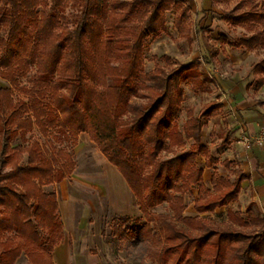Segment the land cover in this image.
Here are the masks:
<instances>
[{"label": "trees", "instance_id": "trees-1", "mask_svg": "<svg viewBox=\"0 0 264 264\" xmlns=\"http://www.w3.org/2000/svg\"><path fill=\"white\" fill-rule=\"evenodd\" d=\"M235 1L222 20L246 34L229 47L264 49V0L213 4ZM168 13L180 37L192 43L186 0H0V31L7 32L0 35V78L10 84L0 89V264H16L22 255L31 264H53L63 225L57 196L44 187L75 169L67 151L49 156L61 131L72 145L88 135L134 193L145 223L127 229L131 221L118 219L114 236L122 247L146 248L153 264H264V218L253 206L247 219L238 212L222 223L183 216L184 196L194 187L200 189L196 212L214 213L238 199L247 177L224 161L234 181L215 174L212 190L201 185L198 158L205 157L208 168L218 164L202 143V120L217 117L221 104H207L199 118L188 110L183 128L177 124L182 85L207 93L214 83L201 71L203 62L175 66L164 57L166 67L146 72V44L168 33ZM32 71L30 87H21ZM254 73L259 90L264 58ZM16 91L23 99L17 101ZM35 128L51 137L47 149L27 139ZM18 137L24 145L15 146ZM189 141L190 149L179 154ZM163 205L172 215L152 212Z\"/></svg>", "mask_w": 264, "mask_h": 264}, {"label": "rangeland", "instance_id": "rangeland-1", "mask_svg": "<svg viewBox=\"0 0 264 264\" xmlns=\"http://www.w3.org/2000/svg\"><path fill=\"white\" fill-rule=\"evenodd\" d=\"M186 2L191 7L189 25L193 42L189 43L185 38L180 37L173 24V14L168 13V33L159 39H149L145 47L146 72H152L157 64L166 67L164 57L170 58L175 66L178 64L187 65L198 58L203 62L201 71L214 81L209 86L210 90L207 93H195L188 83L182 85L185 96L177 118L180 129L183 128L188 119V110H193L194 115L199 118L207 103L217 99L220 101L217 90L214 88L218 79L229 81L241 79L242 83L246 82L250 87H255L257 76L254 74V66L264 58V49L249 53L229 47L246 34L243 29L233 28L222 20L227 11L236 7V1L230 5L224 3L212 5L211 0H186ZM261 2L262 0H258L259 4ZM74 13L75 10L69 9L67 16ZM0 35L7 37V32L0 31ZM221 37L227 38L228 42H222ZM214 51L219 52V58L218 56L215 59L211 57ZM33 75L34 71L30 72L26 78L21 79V87L29 88ZM116 77L124 78L125 76L111 75L110 79ZM8 87H10V84L0 78V89ZM249 97L254 99V102H259L258 105L263 111L261 115L264 117V100L258 98L259 95L255 90L249 91ZM16 99L17 101L23 99V95L19 91H16ZM232 99L231 97V99L225 100L231 104L226 108V115L228 114V116L224 124L227 127L231 124L234 127L233 122L231 123V120H229L231 111L234 115V110H237L232 105L236 101ZM245 99L247 98L245 97ZM253 112L254 110H250L248 114L242 113L241 116L242 118H253V115H251ZM202 121L206 124L205 119ZM233 127L232 129H234ZM263 135L264 125L259 128V132L250 134L249 140L252 144H257V140ZM59 137L61 142L55 143V150L51 148L49 156L54 158L55 151L65 150L72 155L75 169L71 177L61 183L44 187L46 193L56 194L59 205L58 217L63 225L62 239L51 253L53 264H56L54 257L58 252L60 261H57V264H153L147 258L148 251L146 248L139 246L126 249L122 247L120 238L114 236L115 226L120 218L113 219L110 210L109 198L113 189L111 179L106 171V167H109V165L108 160L98 146L86 134L79 136L76 145L70 144V136L66 131H61ZM27 139L39 141L45 149L49 146L47 144L49 139L52 141L51 137L45 139L38 128H35L33 133L27 136ZM225 143L218 145L223 146ZM24 144L22 139L18 137L15 146ZM192 144L193 141H189L186 148L180 151L179 154L187 152ZM172 157L174 156L171 154L166 156L165 159ZM204 159L203 156L198 158L200 168L203 167L202 162ZM216 169L218 170V168ZM65 182L67 183V189L63 193L62 184ZM63 194L67 195L66 201H62ZM152 212L172 215L167 205L158 207ZM207 218L220 223L214 221L211 217ZM130 221L132 223L126 226L127 229H133L137 221H142L141 224L145 223L143 217ZM16 264L31 263L25 255H22Z\"/></svg>", "mask_w": 264, "mask_h": 264}, {"label": "crops", "instance_id": "crops-1", "mask_svg": "<svg viewBox=\"0 0 264 264\" xmlns=\"http://www.w3.org/2000/svg\"><path fill=\"white\" fill-rule=\"evenodd\" d=\"M211 3L213 5V0H211ZM215 84L214 88L217 90L220 101L217 99L209 103L217 102L223 108L217 117L205 119L206 124H204L202 131V143L218 164L212 168H208L206 167L207 159H204L202 162L203 167H201L203 169L201 185L208 190H212L211 183L215 174L223 178L229 177L234 181L235 176L230 174L229 169L222 166L224 161L231 163V169L242 171L247 178L242 183V190L238 199L227 207L217 209L214 213L198 214L196 212L195 202L200 198V189L198 187L192 189L190 193L184 196L186 210L183 216L186 218L198 216L202 218L211 217L214 221L222 223L229 220L230 214L234 215L238 212L241 214V218L247 219V210L253 206L261 218H264V146L252 144L249 140L250 134L259 132V128L264 125V117L261 115L263 111L258 105L259 102H254V99L249 97V91L255 90L259 95L258 98L264 100V86L258 90L257 84L255 87H250L246 82L242 83L241 79H235L234 81L218 79ZM231 97L233 98L232 100L235 99L236 102H233L232 105L238 111L234 110V115H232L233 111H231L229 120H231V123L233 122L234 127L232 124L227 127L224 124L228 116V114L226 115V108L231 104L225 100L231 99ZM250 110H254L251 113L253 118H242L241 114H248ZM223 142H226L223 146L218 145ZM108 165L109 167H106V171L108 172V177L111 179L113 189L110 192L109 206L113 219H140L143 215L134 193L128 187V184L118 170L109 162ZM210 171L212 172L209 173ZM65 183L62 184L63 193L67 189V183ZM66 200L67 195L63 194L62 201ZM54 259H56V264L57 261H60L59 252L56 253Z\"/></svg>", "mask_w": 264, "mask_h": 264}, {"label": "built area", "instance_id": "built-area-1", "mask_svg": "<svg viewBox=\"0 0 264 264\" xmlns=\"http://www.w3.org/2000/svg\"><path fill=\"white\" fill-rule=\"evenodd\" d=\"M257 144L260 146H264V135L257 140Z\"/></svg>", "mask_w": 264, "mask_h": 264}]
</instances>
